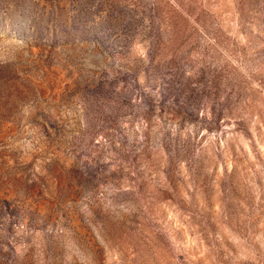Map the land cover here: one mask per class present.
<instances>
[{
	"label": "rangeland",
	"instance_id": "374dc122",
	"mask_svg": "<svg viewBox=\"0 0 264 264\" xmlns=\"http://www.w3.org/2000/svg\"><path fill=\"white\" fill-rule=\"evenodd\" d=\"M0 264H264V0H0Z\"/></svg>",
	"mask_w": 264,
	"mask_h": 264
}]
</instances>
